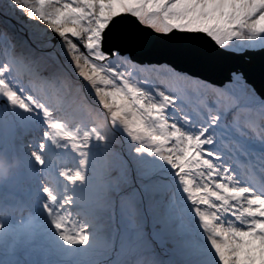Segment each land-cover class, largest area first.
<instances>
[{"label":"snow or ice","instance_id":"6c2138e0","mask_svg":"<svg viewBox=\"0 0 264 264\" xmlns=\"http://www.w3.org/2000/svg\"><path fill=\"white\" fill-rule=\"evenodd\" d=\"M0 21L103 86L161 192L193 189L161 201L179 264H264V0H0Z\"/></svg>","mask_w":264,"mask_h":264},{"label":"rangeland","instance_id":"374dc122","mask_svg":"<svg viewBox=\"0 0 264 264\" xmlns=\"http://www.w3.org/2000/svg\"><path fill=\"white\" fill-rule=\"evenodd\" d=\"M21 10L23 11V9H21ZM0 29H1L2 34L4 36H6L8 39V50H9L8 52H12V53H15L17 51L23 52L24 50H27V49H29V47H31L30 41L28 39H26V37L23 34L20 35L18 33L17 28H12L9 25L4 23ZM22 29H24V28L22 27ZM24 30H26V29H24ZM12 35L14 37H12V40H11L9 36H12ZM5 45H6L5 42H3L0 39V46H1L0 48L4 49ZM33 46L41 49L38 46V44H34ZM44 52L47 55L50 53V51H45V50H44ZM33 54H35V53L32 52L30 54H26L27 56H25L23 54L22 58L25 62V65L29 62L28 58L36 57ZM30 55H33V56H30ZM49 55H50V57H56V56L51 55V54H49ZM28 56H30V57H28ZM61 56L63 57V59L65 60V62L68 65L70 64L68 66V70L73 75V78L67 77V76L65 77V75L60 73L58 69H55L54 71L58 72V74L62 75L63 76L62 78H65V79L61 80L62 79L61 77L56 76L54 79L58 78V80L57 81L55 80L50 84L49 87L51 89V92L49 93V95L53 99V103L55 104L56 107H58V108L63 107L60 101L55 102L54 96H52V94L55 95V97L59 99L58 96H60V94L64 93L65 90L68 89L69 91H67L66 97L69 99H67L64 102V106L68 105V107H71L70 103L72 102V105L75 109L81 110L82 108H86V107H84V105H85L84 102H82L83 98L78 96L79 94L82 95V93L80 92V84H79L80 81H78L81 77L78 74L79 69H77V67H75L72 62H70L69 58H66L63 54ZM9 57L6 58L5 53L0 51V91L1 92L6 91V93L8 94V101H9V107L7 106V111L9 113V120H8L7 127H1L0 126V149L2 148L3 145L9 144L11 138L14 137V135H16L20 130H27V129H30L33 126H35L36 123H38V121L40 120V114L45 109V103H46V99L44 96L37 98L36 94L33 93L34 87L32 86L30 79H24L22 77L16 76V73L18 72V66L15 65V63L12 60H10ZM38 58H39V60L42 59L41 56ZM38 66H39L38 71H40V67L42 70L43 69L42 67L45 66L44 61L42 62V65L37 64V67ZM20 74H23V73L20 72ZM51 76H53V75H51ZM42 86L46 87L48 85H45V82L43 81ZM57 87H58V91L55 90V88H57ZM70 91H71V93H70ZM28 92H31L32 95L28 94ZM100 93L105 95L104 92H102L101 90H100ZM111 103L112 102L110 101V103H109V105H107L106 109H108L109 107L112 106ZM63 108H66V107H63ZM86 109L90 110L89 108H86ZM65 110L66 109H64V111ZM95 115H97L96 118L92 121H89V122L93 123L92 125H90V127L94 130H97V131L100 130L101 134L104 137L106 135H109L106 132L110 131V128H109V130H107L103 127V125L101 123L98 122V120L100 118H101L102 123H103L102 120H104L100 116V113H95ZM122 117H125V115L122 114ZM46 120L49 121V118H46ZM87 125H88V123L86 124L85 127H87ZM39 127H42L43 130L44 129L48 130V132H50L52 130L42 120L39 121V126H37L38 131H39ZM32 136L30 134H27L26 137L24 138V141L22 144L26 145V149L21 147V148H23V150H22L19 146H17L16 151L19 154H21L25 159H28V161L33 166V172L31 174L25 173V174H22L20 176L29 177L34 181L35 179H38L40 177V173L35 166L37 163V160L33 159V156H35L33 151L34 150L43 151V145H42L43 136L41 135L40 132L32 133ZM29 137H30V139H29ZM45 138L47 139V136ZM97 146L99 148H101L102 153H107V151L105 149L106 147L104 146V144L102 145V143H100V144L97 143ZM54 148L55 147L53 145H51V149L53 150ZM106 159H109V154L106 155ZM20 165H22L24 168L22 170H24L26 172L31 171V167H30L29 163L27 164V162H26V163L20 164L17 159L10 158L6 154V152H4L3 159L0 160V176L2 177V179H0V180L2 181L3 179L10 177L11 175L20 173L19 172ZM125 166H126V164L124 166H120L119 168H122V167L125 168ZM48 168H49V170L46 172L45 177L41 178V180H43V181H41L40 183H43L42 185L48 186L49 197H48V199L43 201L41 205H43L44 208L46 209V213L51 214V218L46 220V214H45V216L40 215L42 213V209L37 210V208L39 206L38 205L32 213L26 214V217H29L26 220L29 221V219H31L33 221V219H34L35 221H37L33 225H36L38 223V221L40 223H42L44 221V224H46V226H45L46 228H44V231H46V232L48 230L47 226L50 225L49 230L50 231L53 230L57 234V236L55 237V242L59 244V243L63 242V238H62L63 234L69 233L70 227H71V223L69 221V219H71V217H69V219H68L66 213H70L69 215L73 216V220H72L73 225L71 228V230H72L71 234L76 235L79 223L83 221L80 218L81 216L76 217V215H77L76 211L79 210L81 214L84 212L79 207H75L73 209L69 208L68 202L66 201V199L63 198V194L61 192L62 181L59 178H57V176H55V170L58 169L57 161L51 162V164L49 165ZM50 168H52L53 171H51ZM109 168H110V170L108 171V173L110 176V174H111L110 171H112L111 169L113 168L112 164L108 166V169ZM103 170H104V174H108L106 171V167H103ZM139 173L142 176V173L141 172H139ZM52 176L54 177L53 182H51V180H50V178ZM110 177H112V176H110ZM116 183H117V181H116ZM55 184L60 185V188L57 189V187H54ZM113 184L115 186L114 182H113ZM118 184L120 186L122 185L120 183H118ZM102 186H104V185H102ZM115 187L118 188V185ZM151 193H152V191L146 193L145 199H147V195L151 194ZM85 196L86 195H82V198H85ZM103 200H104V198H102L101 201H103ZM50 203H52V204H50ZM123 203H124L123 207L120 210H117V212L115 211L116 215L119 216L120 221H122V224H119V226L124 225L125 231L127 229L133 230L135 220L139 219L140 215L149 213L150 210H146L145 207L144 208L141 207L142 203L138 199H134V200L130 199V200L123 202ZM115 205H116V199H115ZM110 207H111V205H110ZM126 209H129V211H127ZM142 209H145V212L143 211V213L140 212L141 214H139V211H141ZM90 213L95 215L96 224L100 223L98 221L99 217L101 220H103L99 225L98 231H95L93 233V235H97L99 238H101L105 241L106 239H108V237L110 236V232H111L110 227H108L109 226L108 224L111 223V213H109V211H107V210H102L101 208L91 210ZM130 213H132V216L129 215ZM62 214H64V215H62ZM60 215H62V216H60ZM40 216L43 218H41ZM58 218H59V220H58ZM142 218H143V216H142ZM149 218H150V215H149ZM57 220L59 223L57 222ZM140 223L147 224L148 221H143ZM20 224H22V226L24 227V221H21ZM31 226L32 225L29 226L30 232H31ZM12 227L14 230H17V228H18V226H12ZM68 238H69V235L66 236V240ZM79 244H80V241L75 242L76 247H78ZM104 253H105V251H103V254ZM136 255L137 254H133V253L128 254L127 256L122 258V263H125L129 260L132 261ZM154 258L159 263H160V260H162V258L159 256L154 257ZM99 259H100V257H98L97 260H99ZM45 261H46V259L44 258V262ZM141 262H142V260H135L134 264H141Z\"/></svg>","mask_w":264,"mask_h":264},{"label":"trees","instance_id":"16d2710c","mask_svg":"<svg viewBox=\"0 0 264 264\" xmlns=\"http://www.w3.org/2000/svg\"><path fill=\"white\" fill-rule=\"evenodd\" d=\"M4 23L5 22L0 21V28ZM5 24L9 25L12 28H17L18 33L20 35L23 34L26 39L30 41L31 47L27 49L28 51L24 50L22 52L25 56H27L26 54L34 52V56L42 57L39 65H42V62L44 61L45 66H43L42 68L47 73H56L62 78V75L54 71L55 69H58L60 73L65 75V77L67 76L73 78V75L68 70V66L70 64L68 65L62 56L50 57V53L47 55L44 50L50 51L49 46L46 43H41L40 41L33 39L30 35V30H24L22 29V27H13V25L9 23ZM12 37L14 36L12 35L11 38ZM0 39L2 41L5 40V37H3L1 33ZM34 44H38V46L42 50L33 46ZM36 57H31L30 59L34 60ZM78 74L80 75V69L78 71ZM78 81H80V92L82 93V95L79 94L78 96L83 98L82 102H84L85 104L84 107L90 109L88 110L86 108H82L81 110L83 112H79L81 115H83V121L88 120V117L86 115H88L89 118L92 119L94 118L95 113H100L104 120H102V123L100 118L99 123H101L107 130H109L110 128V131H105L109 134L105 137L101 134L99 129L98 132L97 130H95V133L97 132L96 135L93 133H85L81 137L82 140H92L97 148H99L97 146V143H102V145L104 144V146L106 147L105 149L107 153L101 152V156L97 155L94 158L98 164H101L102 168L106 167L107 173L110 170V168L108 169V166L112 164L113 167L111 169L112 171H110V176L112 177L109 176V173H103L105 178L104 186L107 188L106 191L110 193L107 203L111 205V210H113L116 199L115 210H120L124 205L123 202H126L130 199H138L142 203L141 207H145L146 210H150L149 213L142 214L140 215L139 219L135 220L136 223L134 222L133 230L127 229L126 231H122V241H131L135 246L140 245L138 246V248H140V250L142 251L151 249L153 253L161 254L166 257L174 256L175 258L179 259L175 249L170 244L164 243L159 238L165 230L162 208L158 203H155L152 200L151 201L153 205H150V202L145 201V194L152 190L151 188H153L154 182L147 176H145V174L139 169L137 164V161L140 158L154 159L161 165V168H164V162L158 158L156 147L150 142L148 138L142 140L141 137L142 135H145V133H143L142 131H137L138 128L129 122L130 118L126 116L122 117L123 113L116 107L115 104H113L112 100L108 96L100 93V90L104 92L102 85H98L97 83H94L82 76ZM110 101L112 102V106L106 109ZM99 149L101 151V148ZM107 154H109V159H106ZM125 164V168L127 169L128 173V176L125 177V180L127 182L126 184L125 182L122 183L118 181L116 183L115 176L117 173V169L120 166H124ZM115 166H118V168ZM139 172L142 173V176ZM113 182L115 183V186L118 185V188L114 186ZM118 183L122 184L123 186H120ZM113 187H115V192L111 194ZM155 190L160 191L157 187L155 188ZM118 195L121 196L118 197ZM126 210L129 211V209ZM143 211L145 212V209H142L141 213H143ZM148 214L150 215V218ZM143 221H148V223H140ZM195 235L196 234L193 231V236L195 237ZM90 244L94 246L93 240L90 242Z\"/></svg>","mask_w":264,"mask_h":264},{"label":"bare ground","instance_id":"6f19581e","mask_svg":"<svg viewBox=\"0 0 264 264\" xmlns=\"http://www.w3.org/2000/svg\"><path fill=\"white\" fill-rule=\"evenodd\" d=\"M10 37V36H9ZM4 48H5V50H7V51H9L8 50V46L7 45H5L4 46ZM5 53V56L6 57H9L10 58V60H12V61H14V54L15 53H12V52H9V53H6V52H4ZM12 55V56H11ZM39 62H40V60H39V58L38 57H36L33 61H29L25 66H24V68H21V69H19V73L20 72H22L23 74H21V76L22 77H24L25 75H27L28 73H30V72H33L34 74H36V76L37 77H40L44 82H45V85H48V86H46V87H44L43 88V86L41 87V88H43L42 89V91L44 92L43 93V95H44V97H45V99H46V105L48 106V108L49 107H51V105L53 104L50 100H49V98H48V95H49V92H50V84L53 82V81H57L58 80V78H56V79H54L55 77H56V75L54 74L53 76H49V75H46V74H40V73H38L37 71L39 70V66L37 67V64H39ZM40 69H41V67H40ZM65 78H62L61 80H64ZM55 90L56 91H58V87L57 88H55ZM67 91H69L68 89L67 90H65V92L64 93H62V94H60V98L61 99H64V101L61 103L62 104V106L63 107H65L64 106V102L68 99L67 97H66V95H67ZM9 105V101H8V94L6 93V91H0V117L3 119V116H2V113H3V111H4V107H7ZM53 105H55V104H53ZM63 107H60V108H63ZM63 109H66V108H63ZM63 114H60V112H55V114L57 115V116H59L61 119H62V122L64 123V124H66V125H72L73 127H78V128H81L82 126H83V124L82 123H80V122H73V124H71V120H72V118H69V119H67V114L66 113H64V112H62ZM4 120V119H3ZM73 121H74V118H73ZM51 137V136H50ZM26 141V140H25ZM30 143V142H29ZM7 154H9L10 156H15V154H14V150L13 149H11V150H8L7 151ZM119 161V160H118ZM115 167H117L118 168V166H115ZM19 171L22 173V168L20 167L19 168ZM128 176V173H127V169L126 168H118V170H117V173H116V176H115V180L116 181H118V182H127L126 180H125V177H127ZM41 181H37V180H34V184H36V185H42L43 183H40ZM169 187H170V185L167 187V189H169ZM0 201H1V197H0ZM24 207V210H26V208L27 207H25V206H19L18 207V209H21V208H23ZM140 212L141 211H139V214H140ZM130 216H132V213H130L129 214ZM99 221V220H98ZM100 222V221H99ZM101 223V222H100ZM100 223H98V224H96V223H94V225L96 224V225H100ZM35 235H37V233L35 234ZM123 244V243H122ZM127 244V243H126ZM64 246L65 247H67L68 246V243H64ZM66 249V248H65ZM113 257H116V254L113 256ZM162 258V257H161ZM118 264H120V263H118ZM131 264H134V263H131ZM141 264H165L164 262H163V259L162 260H160V263L158 262V261H156V259L154 258V256H146L143 260H142V262H141Z\"/></svg>","mask_w":264,"mask_h":264},{"label":"water","instance_id":"95a60500","mask_svg":"<svg viewBox=\"0 0 264 264\" xmlns=\"http://www.w3.org/2000/svg\"><path fill=\"white\" fill-rule=\"evenodd\" d=\"M134 55H137L140 59H151L153 58L151 54L149 53H134Z\"/></svg>","mask_w":264,"mask_h":264}]
</instances>
